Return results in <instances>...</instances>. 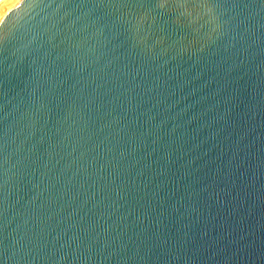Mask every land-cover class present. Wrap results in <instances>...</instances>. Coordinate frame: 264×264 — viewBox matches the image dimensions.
<instances>
[{"label":"water","instance_id":"1","mask_svg":"<svg viewBox=\"0 0 264 264\" xmlns=\"http://www.w3.org/2000/svg\"><path fill=\"white\" fill-rule=\"evenodd\" d=\"M0 264H264V0H0Z\"/></svg>","mask_w":264,"mask_h":264}]
</instances>
